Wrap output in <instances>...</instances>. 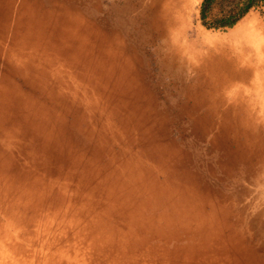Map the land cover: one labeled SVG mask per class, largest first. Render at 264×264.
<instances>
[{
    "label": "rangeland",
    "instance_id": "374dc122",
    "mask_svg": "<svg viewBox=\"0 0 264 264\" xmlns=\"http://www.w3.org/2000/svg\"><path fill=\"white\" fill-rule=\"evenodd\" d=\"M140 1L0 0V115L30 126L0 153V264H264V0L231 25L238 0L207 24L190 0L197 71L159 54Z\"/></svg>",
    "mask_w": 264,
    "mask_h": 264
},
{
    "label": "bare ground",
    "instance_id": "6f19581e",
    "mask_svg": "<svg viewBox=\"0 0 264 264\" xmlns=\"http://www.w3.org/2000/svg\"><path fill=\"white\" fill-rule=\"evenodd\" d=\"M190 3V0H151L149 3H141L140 1V7H143L145 11H143L144 13H142V15H140V13L138 14L140 15L139 21L142 17L145 21H147V28L149 30L152 29V34L156 38H161L159 54L162 53V56H172V58L182 60L183 57H185L186 65L188 67H193L192 69L197 71V65L202 66L203 63L201 57L195 55L197 56L196 65L194 62H191L189 57L191 58L190 55L195 54L198 51V45H200L206 38L204 36V39L201 37L203 41L201 39H197L196 41L188 42L186 41L187 33L184 30L187 29L188 31L189 28L185 26L183 28L180 27V24L182 23L181 21L184 19L186 20V18H188L190 15ZM136 16L138 17L137 14ZM201 35H203V33Z\"/></svg>",
    "mask_w": 264,
    "mask_h": 264
},
{
    "label": "crops",
    "instance_id": "0c3cea01",
    "mask_svg": "<svg viewBox=\"0 0 264 264\" xmlns=\"http://www.w3.org/2000/svg\"><path fill=\"white\" fill-rule=\"evenodd\" d=\"M22 5H18V7H21ZM41 7H47V6H41ZM3 11V14L0 15V60L1 57H3L6 60V63L4 68L2 69V71L0 72V79L1 77H5L6 75L12 74L13 73V69H14V59L12 58V56L10 55V50L13 48V36L15 34L16 31V9L15 7H12L11 9H7V10H0V12ZM6 12V13H5ZM5 40H7V43H5ZM52 60L54 61L52 64V69L57 67L59 65V62L57 61L58 58H55ZM52 62V61H51ZM47 63L45 65L42 64V68H45L48 70L47 67H50V63ZM27 64H25L26 66ZM30 66V65H29ZM45 66V67H44ZM3 88H7L5 87V85L0 83V90ZM9 118V119H8ZM5 117L0 115V153L1 154H7V153H12V154H17L18 150L16 148L15 143L13 142V138L15 137V134L17 135H21L23 134L24 136H26L27 134H29V130H30V126H29V122L28 121H22V119L20 118L19 121H13L11 120L10 117ZM61 176V174H60ZM89 200V198H87ZM29 201V202H28ZM27 202L25 201L24 205L25 208H31L30 207V203H31V199H29ZM90 201V200H89ZM91 203V201H90ZM24 208V209H25ZM109 217H114V219L116 220H120L121 224V228L118 230V233L120 235H122L123 231L126 230L127 225H128V221L125 215L123 214H118V216L116 215H108ZM117 222V221H116ZM117 224H119L117 222ZM145 227H135L134 230L132 231V233L130 234V236H134V242L136 241V236L137 235H141L142 233L146 232ZM132 237H129L130 241H132ZM256 245V244H255ZM206 246V245H204ZM202 246V247H204ZM258 247V246H257ZM199 248H201L199 246ZM259 248V247H258ZM192 251L198 249V248H191ZM215 249V247H211L208 250H204V252H209V255H213L214 252L213 250ZM260 252L264 253V248L260 249ZM207 255V254H205ZM201 256V254H200ZM211 258V257H209ZM216 259H214L215 261ZM211 260L207 259L206 257L199 260H183V262L179 261V259L174 260L172 263L169 264H202V263H210L212 264ZM217 264V263H216Z\"/></svg>",
    "mask_w": 264,
    "mask_h": 264
},
{
    "label": "trees",
    "instance_id": "16d2710c",
    "mask_svg": "<svg viewBox=\"0 0 264 264\" xmlns=\"http://www.w3.org/2000/svg\"><path fill=\"white\" fill-rule=\"evenodd\" d=\"M257 0H238L241 4L234 8L233 14L227 15L225 17L219 18L218 23L219 25H231L233 24L238 18H240ZM211 0H203L201 3L200 8V16L204 23L205 17L207 15V10L210 5ZM207 24V23H206ZM214 25V24H213Z\"/></svg>",
    "mask_w": 264,
    "mask_h": 264
}]
</instances>
